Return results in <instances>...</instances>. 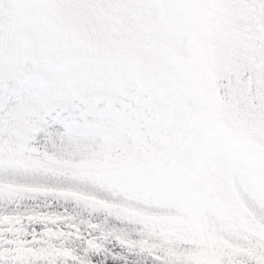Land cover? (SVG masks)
Masks as SVG:
<instances>
[{
    "label": "snow or ice",
    "instance_id": "snow-or-ice-1",
    "mask_svg": "<svg viewBox=\"0 0 264 264\" xmlns=\"http://www.w3.org/2000/svg\"><path fill=\"white\" fill-rule=\"evenodd\" d=\"M0 264H264V0H0Z\"/></svg>",
    "mask_w": 264,
    "mask_h": 264
}]
</instances>
